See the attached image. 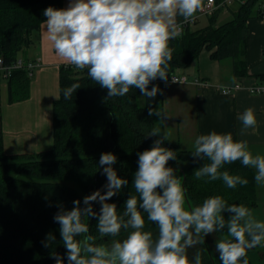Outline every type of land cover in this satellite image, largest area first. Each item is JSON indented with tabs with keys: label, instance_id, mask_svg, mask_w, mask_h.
<instances>
[{
	"label": "clouds",
	"instance_id": "clouds-1",
	"mask_svg": "<svg viewBox=\"0 0 264 264\" xmlns=\"http://www.w3.org/2000/svg\"><path fill=\"white\" fill-rule=\"evenodd\" d=\"M202 9L203 0H69L65 8L43 10L45 36L54 54L67 66L87 69L91 81L107 90L106 99L123 97L133 88L153 99L160 89L153 85L149 90V85L157 79L167 83L169 78L173 58L170 41L181 36L183 24L193 22ZM172 82H177L175 77ZM220 87L227 95L228 87ZM80 88L79 83L66 87L64 100L70 101ZM148 115L161 117L151 107ZM237 119L242 123V136L257 125L252 107ZM148 136L159 138L151 148L137 154L138 168L132 182L136 195L129 194L122 213L108 201L129 181L118 176L113 167L117 157L107 152L99 159L107 179L105 191L85 196L84 207L78 199L70 210L61 208L54 215L67 264H202L201 252L197 250L190 260L188 250L204 243L210 234L225 233V229L226 235L215 242L221 264H249L248 251L264 247V220L244 204H228L219 195L186 208L187 189L175 169L168 166L177 159L176 152L163 146L168 134L161 135L154 127ZM193 148L192 157L204 161L194 170L195 179L222 180L230 189L246 186L248 179L222 170L240 161L244 167L255 169V183L264 187V155L253 154L247 140L213 130L198 135ZM93 202L100 204L98 213ZM224 213L230 214L227 219ZM145 214L158 228L155 236L145 230ZM90 218L97 220L98 236L105 243H97L98 237L90 234L86 222ZM122 231L127 234L116 239ZM108 238H112L110 242ZM54 241L55 236L49 233L42 245L48 248ZM53 258L56 264H64L59 255Z\"/></svg>",
	"mask_w": 264,
	"mask_h": 264
},
{
	"label": "trees",
	"instance_id": "trees-1",
	"mask_svg": "<svg viewBox=\"0 0 264 264\" xmlns=\"http://www.w3.org/2000/svg\"><path fill=\"white\" fill-rule=\"evenodd\" d=\"M65 1L0 0V59L5 66L13 65L20 52L32 44L33 34L40 31L46 19L43 10L50 6L64 8ZM240 1L230 21L218 26L211 23L197 30L187 26L181 36L170 41L173 58L169 62V75L188 68L207 50L214 60H232L236 78L247 76V22L262 15L264 0ZM7 79L10 101L24 99L30 84L28 71L14 69ZM2 80L0 71V83ZM158 80L149 85V90L155 85L161 93L163 83ZM72 83H79L81 88L70 101H65L62 93ZM157 95L149 99L133 88L123 97L106 99L107 90L91 81L87 69L61 66L60 98L53 108V148L36 156L6 155L0 133V264H56L54 255L62 257L67 264L59 224L53 217L61 208L70 210L73 201L79 199L84 207L85 196L96 190L105 191L107 179L99 166L102 153L116 155L113 167L118 176L129 181L128 186L108 201L123 212L129 194L136 195L132 182L138 168L137 154L151 148L159 138L148 136L154 127L161 130V135L166 133L163 105ZM149 107L160 112L161 117L149 116ZM163 146L176 152L177 159L169 161L168 166L181 177L187 189L188 206H198L204 199L216 195L228 204H244L252 210L258 206L253 169L244 167L240 161L225 165L222 170L249 181L246 186L230 189L222 180L195 179L193 172L204 161L192 157L194 150L181 149L169 138ZM93 210L98 213L100 204L93 202ZM145 220V230L155 236L157 226L147 221L146 214ZM86 222L90 225V234L98 237L97 243H105L98 236L97 220L90 218ZM49 233L55 236V241L45 248L42 241H46ZM126 234L122 231L116 239H123ZM204 264L215 263L209 256Z\"/></svg>",
	"mask_w": 264,
	"mask_h": 264
},
{
	"label": "crops",
	"instance_id": "crops-1",
	"mask_svg": "<svg viewBox=\"0 0 264 264\" xmlns=\"http://www.w3.org/2000/svg\"><path fill=\"white\" fill-rule=\"evenodd\" d=\"M68 2L65 1L64 8ZM241 2L231 1L207 20L198 17L191 29L230 21ZM263 2L262 15L247 22V76L236 78L232 60H214L211 52L204 50L192 65L176 72L188 76L189 83H163L157 97L163 105L165 132L180 148L194 150L193 143L198 135L215 130L218 133L231 132L236 140H247L253 154L264 155V93L253 94L249 90L250 87L264 86ZM19 59L25 62L38 60L41 65L29 76L27 96L14 102L10 101L8 79L3 74L0 83V133L6 155L36 156L54 146L53 108L58 100L56 97H60L61 66L66 64L54 54L51 43L46 39L45 24L33 34L32 44L20 52ZM197 79L204 85H195ZM235 84H240L241 88L233 89L227 95L220 87ZM249 107L255 111L257 125L242 136V123L237 117ZM258 187L256 184L257 190Z\"/></svg>",
	"mask_w": 264,
	"mask_h": 264
},
{
	"label": "built area",
	"instance_id": "built-area-1",
	"mask_svg": "<svg viewBox=\"0 0 264 264\" xmlns=\"http://www.w3.org/2000/svg\"><path fill=\"white\" fill-rule=\"evenodd\" d=\"M231 1H233V0H224L221 3H217L216 0H205V2L203 3V9L198 12V15L196 16V19L198 17H201V16H204V17L213 16L215 14V12L220 7H225L226 4L230 3ZM263 8H264V2H263ZM196 19L193 22H191V23L183 24V31L185 30V28L187 26H192L196 22ZM263 55H264V50H263ZM40 65L41 64H40V62L38 60L25 62L23 60L18 59L13 65L5 66L4 62H3V59H0V71L3 72L5 77H9L11 72L14 69H21V68H25L28 71L29 76H32L34 71L37 68H39ZM172 77H175L177 82H172ZM158 82L165 83L164 81H162L160 79L158 80ZM167 83L187 84V83H189V77L186 76V75H178L177 73L171 74V75H169ZM194 84L197 85V86H199V85L201 86V85H204V82H202V81L197 79V80L194 81ZM240 88H241L240 84H235L232 87H228V89H229L228 94L231 93L233 89H240ZM249 90L253 94H261V93H264V86L250 87Z\"/></svg>",
	"mask_w": 264,
	"mask_h": 264
},
{
	"label": "rangeland",
	"instance_id": "rangeland-1",
	"mask_svg": "<svg viewBox=\"0 0 264 264\" xmlns=\"http://www.w3.org/2000/svg\"><path fill=\"white\" fill-rule=\"evenodd\" d=\"M208 17L202 16V20H207ZM182 149V148H181ZM258 206L253 209L254 214L258 219L264 220V187H258ZM187 208L188 205L186 204ZM230 214L224 213L225 219L228 218ZM227 229L224 230L225 233H214L210 234L205 238V242L198 244L195 248L188 250L189 259L193 260L194 253L199 250L202 254V264L206 262L209 256L212 257L215 264H221L218 253L215 251V242L217 239L221 238L222 235H226ZM249 264H264V247H257L255 249L249 250L247 254Z\"/></svg>",
	"mask_w": 264,
	"mask_h": 264
},
{
	"label": "flooded vegetation",
	"instance_id": "flooded-vegetation-1",
	"mask_svg": "<svg viewBox=\"0 0 264 264\" xmlns=\"http://www.w3.org/2000/svg\"><path fill=\"white\" fill-rule=\"evenodd\" d=\"M109 240V239H108ZM111 240H109V242H110Z\"/></svg>",
	"mask_w": 264,
	"mask_h": 264
}]
</instances>
